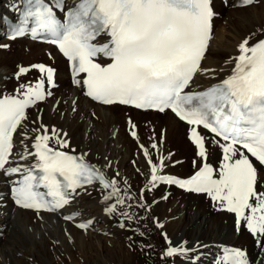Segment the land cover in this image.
I'll use <instances>...</instances> for the list:
<instances>
[{"label":"snow or ice","instance_id":"6c2138e0","mask_svg":"<svg viewBox=\"0 0 264 264\" xmlns=\"http://www.w3.org/2000/svg\"><path fill=\"white\" fill-rule=\"evenodd\" d=\"M24 2L25 9L19 23L12 27L10 38L26 33L33 39L49 37L48 42L58 46L72 62L74 77L85 74L82 80L74 79V83L83 86L88 97L104 105H127L160 113L170 110L189 125L188 139L195 145L202 166L188 179L161 175L164 158L154 164L148 149L141 145L150 165L151 187L164 183L206 193L220 202L224 210L235 214L238 226L243 220L254 236H264V191L258 190L264 187L259 178L260 168H264V31L252 33L239 43V55L230 58L235 61L234 67L223 80L201 91H186L197 74L215 73V69L202 67L213 31L215 13L211 0ZM262 2L241 0L245 6ZM0 20L7 23V17ZM100 36L107 37V41L94 43ZM98 56L111 62L102 65L95 60ZM33 67L46 73L47 84L55 87L52 68L43 64ZM28 71L19 68L20 74ZM20 89H26L20 97L0 98V171L7 176L25 173L12 188L15 204L37 212H56L71 203L73 196L79 194L77 189L95 182L111 189L104 196L105 201L117 196L116 204L107 208V212H114L117 204H124L115 179H107L99 168L87 162L85 155L60 150L67 148L68 142L55 129L51 135L43 125L34 129L39 133L31 146L35 151L25 146L19 159L31 156L36 163L28 168L12 166L13 136L18 128L24 127L26 109L52 95L51 91L46 92L44 79L34 86L20 85ZM129 125L131 135L137 137L131 119ZM200 128L212 134L207 143L221 149L218 179L213 178L215 170L206 162L208 148ZM21 134L27 137L26 132ZM52 140L55 147L50 146ZM151 147L155 149L157 144ZM40 187L47 192L39 191ZM64 219L71 220L73 216ZM90 224L88 221L77 227L87 229ZM188 251L183 245L170 246L163 255H186ZM198 259L199 256L193 258V264ZM214 264H251V261L244 250L224 247Z\"/></svg>","mask_w":264,"mask_h":264},{"label":"bare ground","instance_id":"6f19581e","mask_svg":"<svg viewBox=\"0 0 264 264\" xmlns=\"http://www.w3.org/2000/svg\"><path fill=\"white\" fill-rule=\"evenodd\" d=\"M20 2L0 0V17L12 16ZM240 2L211 0L215 13L213 31L202 67L215 69V73L197 74L190 90L203 89L223 80L234 67L235 61L230 58L239 53L236 48L239 43L252 33L264 31V2L251 6H241ZM5 29V22L0 20V45H7L6 48L0 47V95L18 94L20 85H32L36 80H29V75L33 74L31 69L16 78L12 74L15 69L19 71L20 67L39 61L51 63L57 68L55 87L50 89L52 95L27 109L24 127L18 128L15 133L12 166L18 164L28 168L35 162L31 156L19 159L25 152V146L33 151L31 146L39 134L34 129L43 125L49 135L55 129L68 141L67 150L85 155V159L99 168L107 179L116 180L124 204H117L114 212H107V208L116 204L117 196L105 201L104 196L111 189H104L95 182L77 189L79 194L74 195L73 201L60 211L37 212L19 208L11 203L8 194V184L18 174L7 176L0 171L2 264H10V261L11 264H193V258L197 256L199 259L195 264H214L215 257L222 253L224 247L242 249L251 264H264V247L261 246L264 245V236H254L243 220L239 226L236 225L233 213L223 207L221 211L225 214L210 213L208 210L218 207L211 197L204 198L210 201L208 203L196 202V198L205 197L206 193L194 194L174 188L178 190L177 196L169 197V187L174 190L172 186L162 183L155 187L149 185L150 165L143 148L148 149L154 164H159L160 158H164L165 167L159 173L161 175L186 177L203 163L196 155V147L188 140H182V132L189 129L187 125L169 111L158 113L92 102L82 95L78 85L69 81L66 62L52 46L26 38L6 40ZM44 48L47 57L51 54V59H45ZM13 90V93L9 92ZM121 108V112L117 110ZM92 113H95L94 118ZM129 119L136 125V138L131 135L132 130H126L125 122ZM159 125L160 133L157 132ZM22 132H26L27 137ZM208 140L210 137L206 135V162L219 168L221 149L207 143ZM153 143L157 144V148L151 147ZM191 145L195 149L192 156L189 155ZM217 148L220 150L218 159L214 157ZM178 160L185 165L193 161L201 163L185 175L182 172L184 165H176ZM259 178L264 184V171L261 169ZM258 190L264 191V187ZM65 214H70L73 219L63 220ZM153 215L157 216L156 221ZM88 221L91 224L87 229L77 227ZM121 224L124 226L121 227ZM166 237L170 240L167 244ZM181 245L190 250L186 255H163L168 247Z\"/></svg>","mask_w":264,"mask_h":264},{"label":"rangeland","instance_id":"374dc122","mask_svg":"<svg viewBox=\"0 0 264 264\" xmlns=\"http://www.w3.org/2000/svg\"><path fill=\"white\" fill-rule=\"evenodd\" d=\"M223 6L224 7H226V3H223ZM13 47V46H12ZM237 48V47H236ZM2 50H6V49H2ZM24 51H27V50H25L24 49ZM43 55H44V57H45V59L47 60V54H46V52H45V48L43 49ZM51 59V58H50ZM39 60H43L42 58H39ZM21 68V67H20ZM15 69V67L13 68V70ZM33 72V74L32 75H29V80H33L34 78H37V73H34V71H32ZM13 76H15L16 78L17 77H19V71L18 70H14L13 71ZM6 79H7V77H5ZM24 78V77H23ZM23 78H22V80H23ZM28 83H29V81H28ZM17 90H22V89H17ZM15 90H13V91H9V92H11V93H13ZM118 111H122L123 109L121 108V109H117ZM91 116H92V118H94L95 117V113H94V115L93 114H91ZM94 116V117H93ZM163 115H160V117H162ZM160 119V118H159ZM158 119V120H159ZM131 122H133V121H131ZM125 123H127L126 125H125V127H126V130H128V132L130 131L129 130V121H126ZM134 123V122H133ZM158 129H157V132L158 133H160V130H161V127H160V125L157 127ZM186 131L187 130H184L183 132H182V140H183V142H188L187 141V139H186ZM136 138V137H135ZM191 154H193V155H195V149L192 147V145L191 146H189V155H191ZM219 155H220V150H218V148L216 149V152L214 153V157L216 158V159H218L219 158ZM192 156V155H191ZM176 157V156H175ZM179 161V160H178ZM177 162V161H176ZM180 162H182V164L180 163ZM179 163V164H178ZM201 162H197L196 163V165H194L193 164V162H188L187 163V165H185L186 163H184L183 161H179V162H177V164L176 165H184V166H182V172L186 175L187 173H190L191 172V170L192 169H194L195 167H197L199 164H200ZM193 167V168H192ZM174 189V188H173ZM172 190V188H170L169 187V197H174V196H177V194H176V192L178 191V190H173V191H171ZM88 194H89V192H88ZM204 198H207V199H209V196L208 195H206L205 197H203V196H200V197H198V198H196V202L198 201L199 203H201V202H203V201H205L206 203H208V202H210L209 200L207 201L206 199H204ZM212 205V204H211ZM213 207H214V205H212ZM145 209L147 210V207H145ZM211 210V211H210ZM210 210H208L210 213H212V212H214V213H223V214H225V212L224 211H221V207L220 206H218L217 207V209L216 210H212V209H210ZM153 220L154 221H156V218H157V216L156 215H153ZM119 220L121 221L122 220V218H119ZM159 230V229H158ZM236 232H239V229H236ZM2 233L0 232V235H1ZM166 243V242H165ZM167 244V243H166ZM3 252V250H1V248H0V254ZM6 259H8L7 257H6ZM0 263L3 261V259L2 258H0ZM10 261V260H9ZM4 262V261H3ZM2 262V263H3ZM1 263V264H2ZM10 264H11V261L9 262ZM15 264H18V263H15Z\"/></svg>","mask_w":264,"mask_h":264}]
</instances>
